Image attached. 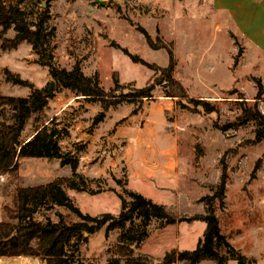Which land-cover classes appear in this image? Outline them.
<instances>
[{"label": "rangeland", "instance_id": "rangeland-1", "mask_svg": "<svg viewBox=\"0 0 264 264\" xmlns=\"http://www.w3.org/2000/svg\"><path fill=\"white\" fill-rule=\"evenodd\" d=\"M22 8L31 24L37 22L41 9L48 8L51 13L47 24L54 28L49 43L52 65L66 70L77 65L85 75L96 72L106 91L113 88V76L117 77L121 85L129 87L116 91V99L120 92L124 94L131 87L143 88L154 83V77L160 76L155 74V69L167 67L169 53L172 54L173 77L189 97L165 96L170 88L163 82L155 84L151 97L136 99L133 103L135 109L141 108L146 115L161 118L165 129L178 143L175 190L179 195L176 191L174 195L168 194L165 206L176 217L191 220L163 229L152 222L149 236L138 251L156 262L171 250L193 249L205 229L201 219L206 212L200 199L213 194L211 188L220 184L224 172L222 205L217 199L212 201L220 229L246 257V264H264V140L255 139L257 121L246 115L247 109L254 110L255 105L264 114V56L255 50L246 51L227 14L217 13L211 0H28ZM142 29L150 43L141 33ZM27 44L11 52L0 50V67L8 64L22 79L43 88L54 81L47 66L37 62L38 56ZM123 50L148 66L135 65ZM192 79L200 84L196 93L188 87ZM52 90L54 95L47 113L46 110L43 113L47 123L49 118H54L51 125L57 124L62 134L67 132L72 137L73 133L74 139L80 133L95 132L92 123L101 109L99 105L70 90L56 88L55 83ZM0 92L22 97L28 95L29 89L7 83L1 77ZM165 100L173 103L161 109L159 102ZM191 100L205 101L214 111L207 113L205 107ZM126 103L115 105L109 111L113 113L112 121L105 120L97 127L100 149H95L87 161L84 155L75 152L79 158L78 170L80 165L82 169L86 164L101 166L108 157L119 159L126 153V138L117 137L114 143L108 139L118 128L119 131L126 128L127 121L123 119L129 114ZM32 131L31 120L21 140ZM70 142L60 141L62 152L74 151ZM55 163L45 158L25 161L19 158L14 176L1 173L7 175L0 182V222L10 221L5 211L13 209L17 187L35 186L65 173ZM118 170L121 182L113 180L116 176L112 172L100 176L104 182H93L92 187L100 186L102 191L94 195L75 193L74 204L83 213L116 216L120 211L116 192L123 193L125 160H118ZM58 212L67 224L79 220L68 209L57 206L39 208L36 218L56 222ZM118 235L119 231L114 230L105 236V227L94 234H84L87 242H82L78 251L69 250L70 264H107L118 255ZM200 264L215 263L202 261Z\"/></svg>", "mask_w": 264, "mask_h": 264}, {"label": "trees", "instance_id": "trees-1", "mask_svg": "<svg viewBox=\"0 0 264 264\" xmlns=\"http://www.w3.org/2000/svg\"><path fill=\"white\" fill-rule=\"evenodd\" d=\"M28 0H0V50L7 52L15 50L22 42L31 45L38 56V63L47 66L48 74L56 88H63L82 96L84 99L100 102L102 111L93 119L96 126L105 117V111L123 101L133 102L136 99L151 97L155 84L163 82L169 85L167 97L188 98L189 95L180 83L173 77L174 61L169 53V64L165 68H157L151 84L143 88L128 89L126 93L114 95L116 91L128 88L121 85L117 77L113 76V88L104 90L99 82L98 75H85L75 65L71 70L59 69L50 63L49 43L53 37L54 28L47 24L50 19L48 8L41 9L36 23L27 21L26 12L22 4ZM37 1V0H36ZM9 30L14 31L13 37H7ZM141 33L147 42L150 38L143 29ZM123 52L134 63L148 66L135 55ZM1 77L5 82L24 86L29 89L25 97L3 95L0 92V173L8 172L12 176L18 170L19 158H47L57 159L60 166H69L71 174L68 177L56 178L46 184L17 187L13 196V209L6 210L10 221L0 222V257H37L45 264H70L69 250L78 251L82 242H87L84 234H94L105 227V236L114 230L119 231L116 257L107 264H200L202 261H213L215 264H228L230 260L237 264H246V257L240 253L222 233L218 218L214 215L212 201L217 199L222 205L225 188V173L218 186L211 188L213 194L200 199L203 202L206 215L202 217L205 229L202 237L193 249L181 251L171 250L160 261H154L150 256L140 253L138 249L149 236V226L157 222L158 229H163L182 221L191 220L176 217L165 205L158 204L143 195L123 189V193H116L120 201V211L116 216L110 213L90 215L83 213L66 193V188L76 192H86L94 195L102 191L92 187L93 182L102 183L100 178H88L78 171L79 158L72 151H61L60 141L67 135L62 134L58 125H51L54 118H48L43 113L54 95L50 91V83L43 88H37L29 81L22 79L17 73L6 67H0ZM260 86V83L258 84ZM262 94L261 86L258 96ZM259 98V97H257ZM196 105L205 107L207 113L214 111L208 103L201 100H191ZM246 115L257 121L255 139L264 140V114L255 105L254 110L247 109ZM32 120L34 134L28 141L21 140L22 133L28 122ZM50 125V126H49ZM66 134V135H65ZM77 148V147H76ZM54 206L68 209L78 217V221L67 224L62 213L58 212V221L48 219L42 222L36 218L39 208Z\"/></svg>", "mask_w": 264, "mask_h": 264}, {"label": "crops", "instance_id": "crops-1", "mask_svg": "<svg viewBox=\"0 0 264 264\" xmlns=\"http://www.w3.org/2000/svg\"><path fill=\"white\" fill-rule=\"evenodd\" d=\"M211 1H212L213 9L217 13L227 14V16L231 21L232 28L235 30L236 34L242 40V43L244 44L246 51L248 52L249 50L252 51L255 50L264 56V0H211ZM49 14L52 17L51 13ZM51 26L52 25H50L49 27ZM13 35H14L13 30H9L7 32V37H13ZM23 43L25 42H22L21 44ZM27 45L31 47L30 44ZM134 64L136 65V63ZM1 66L6 67L8 69L10 67L8 64ZM95 74L97 73L94 72L93 74H89V75L86 74V75L93 76ZM125 102H127L126 104L127 106H129L128 107L129 114L127 117L123 118L126 119L125 121H127V126L125 129L121 131H119L118 128L114 133H112L109 136L108 139L109 141H111V143H114L116 142V140L114 139H116L117 137L126 138V141L128 142L125 148L126 153L122 155L121 158L119 159L117 157L116 158L108 157V159H106L101 166H98L99 163L94 164L92 166L86 164V167L82 169L83 166L80 165L81 170L80 169L79 170L81 171V174H83L88 178H100V176H107L110 172H112L114 176H116L113 178V180H115L116 182H121V180L118 179V174H119L118 160L121 159L125 160L126 170L125 172L122 173L123 174L122 179H124L123 189L125 188L127 190L137 192L158 204L166 205L168 202L165 199L169 197L168 194L174 195L176 191V194L179 195L178 190H175L178 184V178L176 173L177 165H178L177 164L178 143L175 137L173 136V134L165 129L166 125L163 123L161 118L157 119V116L150 117L146 115L145 111L142 110L141 108L135 109V105L133 102L130 101H125ZM94 103L95 105H99L101 108L100 111H102L101 103L100 102H94ZM159 103L160 105H162V107L160 108L165 109L168 108V105L172 104L173 101L165 100ZM49 105L50 103H48V106ZM114 108H115L114 106H110L105 111V117L103 121L105 120H109V122L112 121L110 117L112 116L113 113L109 111ZM51 119L52 118H49V120ZM103 121H101L99 124L93 127L95 128L94 130L95 132H93L92 134L80 133L79 138L77 139H74L73 133H72V137L68 133L66 136H64L63 140H69V142L71 140L70 144L72 145V147H74L73 149L74 151H72V153L79 152L80 154L84 155V157L86 158L85 160L87 161L89 155L93 153L95 149L97 150L100 149L101 144H99L97 141V138L100 134V129H98L97 127ZM45 124L48 123L45 122ZM33 134L34 132L25 136L23 141H28L33 136ZM77 142H81L83 143V145ZM25 159L28 158H20V161L21 160L25 161ZM47 160L53 161L54 163L57 162L58 166L60 168H63V171H65V173H63L62 176H58L59 178L70 176L71 169L69 166L67 165L60 166L59 161L57 159H47ZM68 170H69V174H68ZM48 182L41 184H46ZM109 190L115 191L114 189H109ZM69 191H70L69 193L67 192L66 193L69 195L71 199H74L73 195L78 192L74 190H69ZM0 264H45V262H43L41 259L37 257L18 256V257H10V258L0 257ZM228 264H237V263L235 261L230 260Z\"/></svg>", "mask_w": 264, "mask_h": 264}, {"label": "bare ground", "instance_id": "bare-ground-1", "mask_svg": "<svg viewBox=\"0 0 264 264\" xmlns=\"http://www.w3.org/2000/svg\"><path fill=\"white\" fill-rule=\"evenodd\" d=\"M188 87L189 89L196 93L200 90V84L198 83L197 79H192L189 83H188ZM180 264H184V262H180Z\"/></svg>", "mask_w": 264, "mask_h": 264}, {"label": "built area", "instance_id": "built-area-1", "mask_svg": "<svg viewBox=\"0 0 264 264\" xmlns=\"http://www.w3.org/2000/svg\"><path fill=\"white\" fill-rule=\"evenodd\" d=\"M7 174H1L0 173V182H4L5 181V177Z\"/></svg>", "mask_w": 264, "mask_h": 264}, {"label": "water", "instance_id": "water-1", "mask_svg": "<svg viewBox=\"0 0 264 264\" xmlns=\"http://www.w3.org/2000/svg\"><path fill=\"white\" fill-rule=\"evenodd\" d=\"M53 85H54V82H51V83H50V88H49V89H50V91L52 90V88H53Z\"/></svg>", "mask_w": 264, "mask_h": 264}]
</instances>
